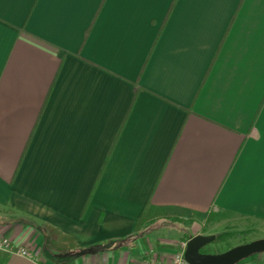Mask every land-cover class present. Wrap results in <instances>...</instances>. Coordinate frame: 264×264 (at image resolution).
I'll return each instance as SVG.
<instances>
[{
  "label": "crops",
  "instance_id": "0c3cea01",
  "mask_svg": "<svg viewBox=\"0 0 264 264\" xmlns=\"http://www.w3.org/2000/svg\"><path fill=\"white\" fill-rule=\"evenodd\" d=\"M219 217L264 221V0H0V233L30 254L0 264H141Z\"/></svg>",
  "mask_w": 264,
  "mask_h": 264
},
{
  "label": "rangeland",
  "instance_id": "374dc122",
  "mask_svg": "<svg viewBox=\"0 0 264 264\" xmlns=\"http://www.w3.org/2000/svg\"><path fill=\"white\" fill-rule=\"evenodd\" d=\"M216 228H212L211 232H214L213 235H218L223 232H227L229 234L228 240L221 244H209L202 248V253H222L229 250L232 247L242 245L257 239L264 238V221H256L252 223H240L236 225H229V223L223 222L221 217L217 218L216 221L213 222ZM211 224L204 225L202 231L206 232L211 229ZM156 226V227H155ZM154 233L157 231L158 234H155V237H162L166 242L176 241L179 236L187 232L188 225L181 223H174L171 221H163L155 225ZM151 227L150 225L144 227V229ZM149 230V229H148ZM49 249L46 247L43 248V253H47Z\"/></svg>",
  "mask_w": 264,
  "mask_h": 264
},
{
  "label": "water",
  "instance_id": "95a60500",
  "mask_svg": "<svg viewBox=\"0 0 264 264\" xmlns=\"http://www.w3.org/2000/svg\"><path fill=\"white\" fill-rule=\"evenodd\" d=\"M215 235H195L186 242L184 259L188 264H238L257 254L264 253V238L230 248L222 253H202Z\"/></svg>",
  "mask_w": 264,
  "mask_h": 264
},
{
  "label": "built area",
  "instance_id": "2783aa9c",
  "mask_svg": "<svg viewBox=\"0 0 264 264\" xmlns=\"http://www.w3.org/2000/svg\"><path fill=\"white\" fill-rule=\"evenodd\" d=\"M185 247L186 243L184 242L178 252L160 258H145L141 264H188L184 259ZM0 251L30 257L29 252L25 248L13 245L2 233H0Z\"/></svg>",
  "mask_w": 264,
  "mask_h": 264
},
{
  "label": "trees",
  "instance_id": "16d2710c",
  "mask_svg": "<svg viewBox=\"0 0 264 264\" xmlns=\"http://www.w3.org/2000/svg\"><path fill=\"white\" fill-rule=\"evenodd\" d=\"M161 214H162V212L157 211L155 209H151V208L146 209L135 224V229H134L135 232L140 233L142 228L147 227L149 223H152L153 220L159 218ZM228 236H229V234L227 232L226 233L225 232L220 233V234L216 235L215 240L212 242V244L221 245L228 240ZM189 238H191V237H187V239H189ZM52 243H53V245H55L57 247V249H61V250L65 249L64 246L61 244V242H57L55 239L52 240ZM254 256H256V255H253V256H251V257H249V258H247L241 262L248 261L251 258H253Z\"/></svg>",
  "mask_w": 264,
  "mask_h": 264
}]
</instances>
